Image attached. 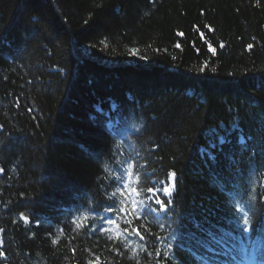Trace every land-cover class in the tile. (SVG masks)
Segmentation results:
<instances>
[{"label": "trees", "instance_id": "1", "mask_svg": "<svg viewBox=\"0 0 264 264\" xmlns=\"http://www.w3.org/2000/svg\"><path fill=\"white\" fill-rule=\"evenodd\" d=\"M145 118L149 170L177 174L173 229L219 224L231 236L215 264H264V213L243 233L226 207L246 205L248 178L264 169V0H0V264H135L136 243L93 233L90 209L109 149L125 137L139 147L130 125ZM173 252L162 264H202L187 239Z\"/></svg>", "mask_w": 264, "mask_h": 264}, {"label": "snow or ice", "instance_id": "2", "mask_svg": "<svg viewBox=\"0 0 264 264\" xmlns=\"http://www.w3.org/2000/svg\"><path fill=\"white\" fill-rule=\"evenodd\" d=\"M256 2L259 6L260 0H256ZM35 19L33 17V20ZM211 30L209 28V31ZM178 35L183 34L178 33ZM200 36L203 40L204 33L201 32ZM176 47L180 48L181 45L177 43ZM193 47L199 54V48H196L195 44ZM220 47L223 48L224 45L220 44ZM248 48L251 49L252 45L249 44ZM207 51L213 55L216 54V49L210 43L207 45ZM203 71L204 68L201 69V72ZM212 72H216V69L213 68ZM28 111L31 112L32 109L29 108ZM98 111L102 113V110L98 109ZM33 118L35 119V117ZM146 120L147 118L137 120L130 125V133L137 140L139 147L133 146L125 137L122 145L117 146L115 152L111 148L109 149L107 158L113 162V166L110 169H103L105 173L103 180L94 181L97 189L96 195L102 194V197L99 201L95 199L91 201V204L97 205L98 208H92L90 211L94 217H98L100 220L99 225H91L92 232L115 231V239L119 241L123 238L128 242L129 248L133 243H136L137 248H131L133 256H137L135 264H141L137 250L144 253L149 260L155 261V264H162V259L164 262L170 259L175 260L174 243L177 248H180L186 239L194 242L198 248L203 250V256L197 255V259L201 260L202 264H215L218 256L226 254L224 252L227 246L226 237H230L231 233H227L219 224H211L207 220L204 222L208 225L207 227L199 222L195 223L194 227L199 234L190 233L185 237L173 229V225L176 224L174 193L176 192L177 174L175 170H169L164 174V178H160L157 169L149 170L152 156L155 155V147L146 150L140 143L149 130ZM233 130H236V125H233ZM0 131H2V126H0ZM213 135L217 136L222 151L223 146L229 143L228 137L231 133H226L221 125L220 133L213 131ZM240 143L244 150H247V144L243 138ZM124 145H127V149L124 148ZM216 147L215 143L211 145L212 149ZM126 151L130 152V155L126 156ZM208 159L212 164L217 161V157L211 152H208ZM228 168L231 169V174L240 171L235 154L230 157ZM97 169L99 172V165H97ZM257 171L260 172L259 178L256 176ZM3 172L4 169L0 167V173ZM212 175L216 176L217 173L213 172ZM261 179H264V169L254 170L252 176L248 178L251 195L246 201V205L239 202H226V207L235 217L236 223L243 233L250 231L252 216H255L258 211L264 213V184L261 183ZM118 195L121 199H117ZM20 218L28 223V219L23 214ZM137 221L140 222L138 225ZM146 221L157 225L160 233H165L166 229L169 231L167 234H157L151 231ZM122 225L126 226L122 227ZM3 231L4 229L0 228V233ZM178 239L180 243H176ZM52 243L56 244L57 240H52ZM2 247L3 241H0V248ZM189 250L191 251V248ZM75 251L73 249V253ZM114 251L116 255H122L119 250L114 249ZM7 260L6 253L0 251V261ZM88 264H101V257L94 256L93 260L88 261Z\"/></svg>", "mask_w": 264, "mask_h": 264}]
</instances>
